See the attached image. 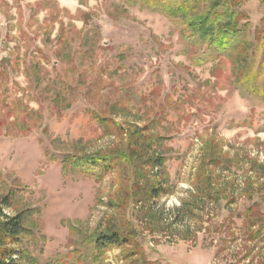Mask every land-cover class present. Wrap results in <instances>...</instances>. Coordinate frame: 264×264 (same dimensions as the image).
<instances>
[{
  "label": "rangeland",
  "instance_id": "1",
  "mask_svg": "<svg viewBox=\"0 0 264 264\" xmlns=\"http://www.w3.org/2000/svg\"><path fill=\"white\" fill-rule=\"evenodd\" d=\"M241 9L264 33V0ZM202 51L137 1L0 0V221L25 218L5 241L19 264H264V104ZM122 149L102 178L65 171ZM111 224L130 242L84 261Z\"/></svg>",
  "mask_w": 264,
  "mask_h": 264
},
{
  "label": "trees",
  "instance_id": "2",
  "mask_svg": "<svg viewBox=\"0 0 264 264\" xmlns=\"http://www.w3.org/2000/svg\"><path fill=\"white\" fill-rule=\"evenodd\" d=\"M133 1L140 2L144 7L171 18L179 27L181 37L192 53L193 50L198 52L203 49L202 53L213 61L226 57L231 63L235 88L248 98L264 104V33L262 27L261 29L256 28L254 33L250 30L249 21L241 9L244 0ZM97 118L104 127L110 121L107 116H97ZM130 138L132 144L133 142L138 143L142 137L138 134V130H135ZM150 145V142L144 145L145 154L149 152ZM124 151L122 149L121 155H118L119 158L107 154L102 156L98 154L72 155L71 158H64V168L66 171L68 165L71 164L83 174H92L102 178L111 167H114L115 163L121 164L128 160ZM152 158L153 156H150L146 163L153 162ZM154 161L153 166L162 165V161L165 160L155 159ZM160 190L165 189L160 185L150 184V188L147 189L148 195H146L149 198H156L160 196ZM260 215L258 220L264 219V214ZM24 221L22 214L13 216L8 221H0V264H19L15 258L19 253L14 248H8L5 241L7 238L11 241L20 239L22 231L27 229ZM132 236H134L133 233L128 229L118 230L117 226L111 224L105 232L98 235L97 239L95 238L94 246L90 248L84 261L96 260V257L101 254L100 250H105L108 246L127 245ZM31 258L25 259L24 263L38 264L35 257L31 256Z\"/></svg>",
  "mask_w": 264,
  "mask_h": 264
}]
</instances>
